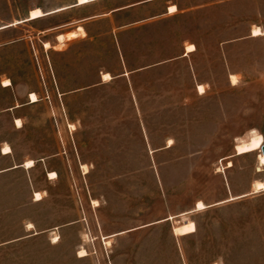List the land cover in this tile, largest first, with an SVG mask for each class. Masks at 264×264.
Returning <instances> with one entry per match:
<instances>
[{
	"label": "rangeland",
	"instance_id": "obj_1",
	"mask_svg": "<svg viewBox=\"0 0 264 264\" xmlns=\"http://www.w3.org/2000/svg\"><path fill=\"white\" fill-rule=\"evenodd\" d=\"M75 1L0 0V26L19 25L7 40H20L0 52V81H12L25 104L28 90L41 101L38 108H22V132L1 121V136L11 139L19 160L49 157L51 169L61 168L42 202L18 196L3 211L0 199V244L33 234V224L38 232L65 225L53 236L45 232L0 246V264H264V190H257L264 163L259 150L237 151L253 134L264 138V0H210L211 7L195 17L130 29L119 35L125 66L113 28L145 12L94 21L88 27L94 41L80 40L66 53L43 48L54 35L40 30L118 5L111 0L68 10ZM37 9L45 14L40 18L51 17L31 23ZM187 39L198 46L191 60L113 82L103 74L105 83L87 90L102 81L100 72L130 73L170 60ZM230 74L237 75L236 85ZM131 85L134 92H125ZM13 93L0 91V110ZM170 138L174 145L166 149ZM38 167L42 181L45 167ZM27 179L9 180L7 188L31 190ZM199 201L210 207L187 216L197 221L198 232L180 251L163 229L118 243L102 237L133 221L186 213L197 202L196 210H205ZM108 205L112 226L105 230L95 216L98 209L106 216ZM82 249L87 256H79Z\"/></svg>",
	"mask_w": 264,
	"mask_h": 264
},
{
	"label": "crops",
	"instance_id": "obj_2",
	"mask_svg": "<svg viewBox=\"0 0 264 264\" xmlns=\"http://www.w3.org/2000/svg\"><path fill=\"white\" fill-rule=\"evenodd\" d=\"M101 1H111V0H93V2L82 5V6L75 5L77 2L76 0L73 5L69 6L71 8L68 10L86 7V6H92L94 3L101 2ZM112 1H114V3L118 2V5L114 7L113 9H111L109 12H101V13L96 12L93 14L76 17V19H73L71 22L67 24H59L57 27L40 30V32L38 33H42L43 35H54L53 41L43 42V48L46 51L53 50L54 52L52 53H55V54L66 53L70 51V49L80 40H85L89 42L94 41L95 35L94 36L91 35L88 30L89 25L91 23H94V21L109 17L111 15L116 17L118 15H121L122 13L139 14V13L145 12L147 13L146 16L130 20V23H127V24L115 25L113 28L112 32L116 40L117 48L120 53V57L123 60V66H125V63H124L125 58L123 56L124 55L123 44L119 38V35H121L122 33L126 31H130V29H135V28L144 27V26L148 27L151 25H158L159 23L165 22V20H170V19H181L185 15H193L195 17L196 14L201 12V9L211 7V4L209 3L210 0H207V1L204 0L203 2L202 0H112ZM226 4H228V2ZM171 7H175L176 11L173 13L170 12ZM55 15H58V14H55ZM47 17H51V16H47ZM47 17H44V18H47ZM44 18H40L39 20L30 21V22L38 25V23H40V21ZM30 22H24V23H30ZM8 25L0 26L1 28L5 27L0 30V52H3V50L7 49V47L9 48L10 46H14L20 42L19 39L10 40V41L7 40V38L15 32L14 29H11V28H15L19 26V25H16L13 27H7ZM70 34H75V37H73V39L69 38L68 35ZM59 36L63 37L62 41L58 39ZM255 38H260V37H255ZM45 43H49L51 45V48L46 49ZM188 45H193L195 47V50L193 52H187ZM27 46H29L28 43H27ZM60 46H62V48H59L58 50V47ZM197 51H198L197 44L187 39L182 44L181 52L177 54L175 57L171 58L170 60H166V62L164 63H157L154 65H149V67H142V68L134 69L130 73L123 72V73H119L116 75H112L109 72H100L102 81L99 84H95L94 86L87 88V90H93L97 87H100L104 82L103 76H102L103 74L108 73L110 76H112L113 80L111 82H113L115 79L125 78L127 76H130L133 73L149 71L153 69H161V68L167 69V67L168 68L172 67V66H169L170 64H174L180 61L183 62L185 59L191 60L193 55H195ZM163 65H166V66L162 67ZM189 69L191 70V72H194L193 65H191ZM231 75H234V74H230V76ZM235 76L237 77V75ZM3 82L0 81V91L5 94H8V93L11 94L14 92L13 93L14 95L11 97L10 104L7 106H4L3 110H0V122L3 121L4 122L3 125L6 124V126L10 130H13L14 132H22V130L25 128L24 111L22 110V108L26 106V111L27 109L38 108V105L41 102L39 93L37 91H32V92L29 90L25 91V96H26V104H25L24 96L18 95L13 82L10 81L11 82L10 86L2 85ZM198 86H204V85H199L197 83V85H195L197 92H198L197 90ZM126 91L134 92L133 86L131 85V87H127V89H125V92ZM31 94H34L35 96H37L39 101L32 103L31 98H30ZM134 98L137 101V97L135 96ZM17 120H20L22 122V128L17 127L16 125ZM6 133L7 132L3 126V135ZM1 135H2V131L0 130V199H1V205L3 206V211L4 209L8 207V204H9L8 199L10 198L13 199L18 196L30 197L31 202L33 203L42 202L44 200V197L42 201H35L34 195L36 193L43 195L45 192V187L48 184L52 182L54 183V181H57L59 179L61 168L56 167L55 169H51L50 167L51 165H49V157H43L39 160H33L35 162V166L33 168H30V170L26 169L25 162L27 161L18 159L14 151L13 144L11 143V139L7 138L5 135L3 137ZM167 145H168V141L166 143L165 148L166 149L172 148L174 145V140L171 146H167ZM5 146H9L12 150V153L10 154L3 153V149ZM38 164L39 166L45 167V171H43L42 173V181L37 180L36 174L38 172L37 168H39ZM115 171H124V170L117 169ZM51 173H56L58 178L55 180L50 179L49 175ZM27 177H30L31 190L17 191L13 189L9 190L7 188L9 180L19 179L20 181L24 182V184H28ZM199 202H202V201H199ZM196 205L193 210L188 211L186 213H180L177 215L171 214L168 217H162L161 219H157L152 222H147L142 225H135L133 224L134 221L130 222L132 224L124 226L123 227L124 229L117 230L116 232H110L107 235L102 234V237H104L105 240H110L107 243H110L113 241L118 243L121 239H131V238H135L136 236H144V237L148 236L152 238L155 232H157L160 229H163L165 230L166 235L169 237L170 241H172V243L174 244V248H176L177 251L178 250L180 251V249L182 250L181 245L185 241H188L189 238L195 236L198 232L197 221L187 216L193 215L195 217V215L203 211H206L207 208L210 207L206 204L205 210L198 211L196 210ZM100 207H101V203H99V206L95 207V209L100 208ZM106 209H107L106 216H105V213H103L100 209H98V212L96 211L95 219L98 221L101 229L103 228L105 230H109V228H111L112 226L111 219L109 216L110 206L108 205ZM180 218H184L183 219L184 222L176 225V223L179 222L178 219ZM188 221H193L195 223L196 231L193 233H188L187 235H177L175 233V228L185 224ZM80 222H81L80 220H77L76 222L67 223L66 225L67 226L78 225L80 224ZM33 225H34L33 234L26 236L25 238H32V237L35 238L36 236L38 237V236H41L42 234H45V232H48L51 236H53L56 234V231H58L59 229H62L63 226H65L63 225L62 227H52L51 229H45V231L41 230L38 232L36 230V225L35 224ZM25 238L21 237V238L12 239V240L1 243L0 246L16 244L17 242ZM51 241L53 242V239ZM53 244H57V243H53Z\"/></svg>",
	"mask_w": 264,
	"mask_h": 264
},
{
	"label": "bare ground",
	"instance_id": "obj_3",
	"mask_svg": "<svg viewBox=\"0 0 264 264\" xmlns=\"http://www.w3.org/2000/svg\"><path fill=\"white\" fill-rule=\"evenodd\" d=\"M89 0H78L77 4L76 5H83V4H86L88 3ZM175 7L173 8H170L171 11L170 12H175L176 10H173ZM45 14L42 12V10L40 9H37V10H33L30 12V20H36V19H40V17L44 16ZM3 29L0 27V30ZM260 30L259 29H255L254 32H253V36H257V35H260ZM69 38H72L75 37L74 35H68ZM59 40H62L63 37L62 36H59L58 38ZM47 47H49V44L46 45ZM195 50V47L193 45H189L187 47V52H193ZM104 76V79L106 81H110L112 79L111 76H109L108 74H105L103 75ZM231 80H232V84L233 85H236L237 84V78L235 76H231ZM4 86H10L11 83L9 81H6L5 84H3ZM199 92L203 94L204 92V88L202 86H199L198 88ZM31 97V102H37V97L34 95V94H31L30 95ZM18 128H21L22 127V122L20 120H17L16 122ZM172 144V140H169L168 142V145H171ZM264 145V138L261 134H253L248 141L246 142H243L240 144V146H238V153H252V152H257L258 150L261 152V155H260V161L262 163H264V154L262 152V147ZM3 153L5 154H10L12 153V150L9 146H6L4 149H3ZM25 167L27 169H30V168H33L34 167V162L32 160L28 161L25 163ZM50 179H56L57 178V174L56 173H51L49 175ZM259 189H262L264 190V183L263 182H259V184H257V190L259 191ZM35 201H41L42 200V196L41 194L39 193H36L35 194ZM201 205L203 207H201ZM205 208V205L203 203H199L198 204V209L199 210H202ZM29 228H32V226L30 225ZM196 231V225L193 221H188V223L184 224L183 226L181 227H178V228H175V233L177 235H187L188 233H193ZM79 256L80 257H84V256H87V253L84 249L81 250V252L79 253Z\"/></svg>",
	"mask_w": 264,
	"mask_h": 264
},
{
	"label": "water",
	"instance_id": "obj_4",
	"mask_svg": "<svg viewBox=\"0 0 264 264\" xmlns=\"http://www.w3.org/2000/svg\"><path fill=\"white\" fill-rule=\"evenodd\" d=\"M262 152H263V154H264V145H263V147H262Z\"/></svg>",
	"mask_w": 264,
	"mask_h": 264
},
{
	"label": "snow or ice",
	"instance_id": "obj_5",
	"mask_svg": "<svg viewBox=\"0 0 264 264\" xmlns=\"http://www.w3.org/2000/svg\"><path fill=\"white\" fill-rule=\"evenodd\" d=\"M201 207H203V206L201 205Z\"/></svg>",
	"mask_w": 264,
	"mask_h": 264
}]
</instances>
